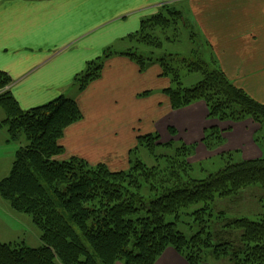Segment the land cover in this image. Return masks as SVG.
<instances>
[{
  "label": "trees",
  "instance_id": "trees-1",
  "mask_svg": "<svg viewBox=\"0 0 264 264\" xmlns=\"http://www.w3.org/2000/svg\"><path fill=\"white\" fill-rule=\"evenodd\" d=\"M179 22L189 27L181 11L165 3L160 12L142 20L139 29L123 40L134 44L146 41L159 48L160 39H153L144 28L156 26L165 32L170 26L179 27ZM168 39L178 41V37ZM121 54L133 59L141 72L156 62L161 66L162 75L171 78L172 85L163 92L172 109L203 100L209 118L230 122L251 118L264 129V104L235 86L213 57L209 62L196 53L188 61L171 53L145 58L130 48ZM111 55L110 48H105L75 75L79 90L99 77L104 59ZM174 60L188 72L199 73L201 79L183 87L172 65ZM10 82L11 77L0 71V109L4 112L0 125L6 127L8 141L24 138L26 144L16 151L9 174L0 180V196L13 210L31 216L42 244L31 247L23 242H0V264H154L169 247L188 264H264V201L256 220L229 218L224 211L214 213L210 206L215 198L236 197L252 185L264 190V156L234 162L228 152L221 155L225 162L222 168L204 178H194L192 164L186 160L192 146L178 140L157 144L159 136L148 133L137 137L138 145L156 161L170 157L169 172L163 169L166 174L158 181L160 160L149 167L136 159L128 170L110 171L104 164L90 165L75 156L59 159L63 148L58 140L64 129L82 115L77 103L59 95L24 110L11 91L4 89ZM168 131L176 135L173 127ZM204 135L209 150L222 143L216 127L207 128ZM161 146L168 152L157 154L156 148ZM144 184L145 195L141 192ZM199 203L204 205L189 213L198 229L187 237L175 227L181 213ZM170 216L173 219L169 221Z\"/></svg>",
  "mask_w": 264,
  "mask_h": 264
},
{
  "label": "crops",
  "instance_id": "crops-1",
  "mask_svg": "<svg viewBox=\"0 0 264 264\" xmlns=\"http://www.w3.org/2000/svg\"><path fill=\"white\" fill-rule=\"evenodd\" d=\"M185 1L0 0V71L11 77L9 90L19 106L25 110L65 95L74 99L82 112L83 118L65 128L58 140L63 148L59 159L77 156L91 165L104 164L109 169L113 168L110 169L112 171L129 168L130 151L135 147L128 145L130 127L141 116L116 122L98 114L100 110L93 102H157L154 99L145 100L154 91L144 89V82L134 83L148 72L139 71L127 57L113 56L105 61L100 77L89 82L83 90L74 84V77L85 69L88 61L99 57L105 47L123 43V38L137 31L141 20L154 13L162 2L188 5L186 8L189 7L194 14L207 12L208 17L218 9L211 5L216 0H188V4ZM259 19L261 21L252 18L203 19L199 23L206 37L204 43L211 48V57L227 78L251 98L264 104V17ZM154 69L155 77H163L157 68ZM124 87L127 88V98H121L120 92H117V88ZM168 87L169 83L159 90ZM145 92L150 93L143 95ZM164 95L166 97L161 101L165 105L160 118L165 116L164 120H168V125L177 131L178 140L182 143H198L199 146L204 129L210 126H219L221 131L224 130L226 143L213 151L201 146L198 152L201 156L203 151L207 154L206 159L220 157L222 151H234L235 155L239 153L243 160L264 156L259 142V126L249 131L245 128L247 122L218 123L208 120L203 102L172 110L167 95ZM147 111V108L142 109L140 115ZM3 119L4 112L0 109V122ZM148 127L140 134L155 133L153 126ZM14 142L8 141L0 125V180L9 174L18 148L26 144L21 141L22 145L18 147L12 144ZM88 156L102 158L90 163ZM1 199L0 196V240L8 241L0 242L26 244L24 240L11 241L12 236H19L12 235L7 222L17 226L11 215L18 216L21 222L23 216ZM154 264L188 263L175 250L167 248Z\"/></svg>",
  "mask_w": 264,
  "mask_h": 264
},
{
  "label": "rangeland",
  "instance_id": "rangeland-1",
  "mask_svg": "<svg viewBox=\"0 0 264 264\" xmlns=\"http://www.w3.org/2000/svg\"><path fill=\"white\" fill-rule=\"evenodd\" d=\"M185 2L188 4V0H186ZM165 3L172 4V5H174V7L176 9L180 10L181 13L183 14V16L185 17V20L188 23L189 27H184L183 24L181 22H179L178 23L180 25L179 27L170 26L165 32H163L164 30L161 31V30L155 29L156 26L153 27V29H151V27L147 24L148 27H145L144 30H146L147 34H149V36H151L153 39H157V38L160 39L162 44L159 48H157V46H155V45L146 44L145 43L146 41H141V42H138L137 44H134L133 41H130L128 43L126 40H123V43H121V42L113 43V44L105 47V48H110V50L113 52V55L108 56L107 58L104 59L102 67H104L105 61L107 59L113 57V56L114 57H119V56L127 57V59H129L128 56H124L123 54H121V52L125 51L127 48H130L131 50L134 49L137 54H139V55L142 54L145 58L151 56V54L153 57H157L163 53H166V54L171 53L172 55H175V56L178 55L179 57L177 59H180V58L193 59L194 56L197 55L202 60L209 62V60L212 58L211 57L212 56L211 55V48L209 47L210 48L209 49L208 46H206V43H204L206 41V37L204 36V31L202 30L199 22H202L203 19H205V20L209 19L212 21L213 19L228 20V19H244V18H252V19H256L258 21H261L259 18L264 17V0H216L214 2H211V5H214V7L218 8V9L214 12V15L211 17H208L207 12L205 14H202L201 12L194 14L193 11H191V9L189 7L186 8V6H188V5H186V6L181 5L180 3H177V2H162V3L158 4L159 6L157 7V10L154 13L146 15L142 20L150 18L151 15L160 12L161 5H163ZM140 24H141V22H140ZM139 27H140V25H139ZM189 30H191L192 33L194 34L192 37H190V31ZM168 37H172V38L178 37V41L170 42ZM147 39H148V37H147ZM131 40H133V39H131ZM105 48L103 49V51L105 50ZM193 53H196V55H194ZM192 54L194 56H192ZM142 55H140V56H142ZM188 59H187V61H188ZM129 60L131 63L133 62L132 64L136 68L139 69V66L137 65V63L133 59H129ZM177 61H175V60L172 61V65L174 66V68H176L178 70L180 80H181L183 87H190V86L196 84L201 79V75L199 73L188 72V70L184 66H182L180 63H178ZM123 66L124 65H121L120 67H123ZM154 68H157L158 71H160L161 75H162V68L156 62V63L150 65L146 69V71L144 70L145 72H148V73H144V75L141 78L135 80L134 83H135V85H137L138 82H144L145 83L144 89H152L154 91V93L149 98H147L145 100H150V99L157 100V102H155L156 104L154 102H150V101H146V102H93V103L96 104L100 110L98 112V114L103 115V116L106 115L107 118L115 120L116 122H121L122 120H129L131 118H138L141 116V118L136 120L134 122V125H132L130 127V140H129L128 145H130L131 147L135 145V147L131 149V152L133 151L131 153V162L134 163L136 161V159H140L145 164H147L149 167H151V166L156 165V162L158 163V161L160 160L161 166H159V167H160L161 173H159L158 177L156 178V180L158 181V180H160L162 174H166V172H162L163 169H167V172H169V169H170L169 158L170 157H166V156L159 157V158H157L158 160L156 161V159H154L151 156V154L149 153V151L146 150L145 147L138 145L137 137L140 135H143L140 133H144L146 131V129L149 128L148 126H153V128L155 129L154 132L159 136L158 137L159 139L156 140L157 144L162 145V144H165L166 142H168L170 140L177 141L178 137H177V131H176V135H174V136H172L169 133L168 128L171 126L168 125V123H169L168 120H164L165 116H162L160 118V116L162 115L161 112H162L163 107L165 105L164 101L162 102L161 100H164V96H165L164 94L165 93L163 92V90L161 91L159 89L161 87L166 86V84H168V83H169V86H171L172 85L171 78L169 76H165V75H162L163 77H155V75H154L155 69ZM99 77H100V75H99ZM10 83L4 89L9 90ZM127 87L129 88V84L127 85ZM173 87H175V85H173ZM1 91H2V89H0V92ZM126 91H127L126 87H124L122 89L117 88V92H120L121 98H127ZM197 102H203L206 106V103L203 100H199ZM194 103H196V102H194ZM194 103H192V104H194ZM146 108L148 109V111L145 112L144 114L140 115V111L142 109H146ZM179 109H181V108H179ZM179 109H172V110H179ZM206 110L208 112L207 106H206ZM81 114H82V112H81ZM82 118H83V115H81L79 120H81ZM151 119H153L154 121L152 122ZM207 119L208 120H210V119L216 120V122H218V123L224 122V121H220V120L215 119V118H209L208 116H207ZM79 120H77V121H79ZM74 122H76V121H74ZM239 122H244V123L247 122V125L245 128H246V130L249 128V131L255 129L257 126L260 127V124L256 121H253L251 118H247V119H245L243 121H239ZM239 122H232V123H239ZM73 123H71V124H73ZM156 125H157V128H156ZM1 127L3 128L4 132L8 136L6 127L5 126H1ZM210 127H213V126H210ZM217 127L220 130V127L219 126H217ZM206 129H204V132ZM259 130H260V132L258 134L259 135V142H261V144L263 146V150H264V129L259 128ZM223 132H224V130L221 131L222 143L220 144V146H222L223 144L226 143V141L224 140V137H223ZM255 135H256V132H255ZM204 137H205V135H203V139L199 141V146H197L198 143H193V144L190 143L189 144L190 146L193 147V152L191 155H189L187 157L186 160L189 164H192V171L191 170L190 171H191L192 177H194V178H204L208 174L218 171L225 164L224 156L221 157V155H226L229 152V151H222L220 154V157L217 156V157L206 159L207 154L205 151H203L202 156L198 153L199 150L202 149L201 146H204L207 151H213L214 149L209 150L206 148V145L203 142ZM74 139L75 138H73L72 140H74ZM21 141L24 143L26 142V140L24 138L23 139L21 138L18 142L16 141V143L14 142L12 144H17V146L19 147L20 145H22ZM178 141H180V140H178ZM257 142H258V140H257ZM106 145H107V143L105 144V147H106ZM71 146H72V144L70 142V147ZM220 146H218V147H220ZM156 149H157V151H156L157 154H160V153L164 154V152H168V150L165 148V146L157 147ZM216 152H218V151H216ZM216 152H213V153H216ZM230 152L233 154L234 162L240 161L241 157H240L239 153L235 155L233 153L234 151H230ZM213 153H212V155H214ZM60 156H58V157H60ZM75 157H77V156H75ZM99 157L98 158H92L91 156H88L89 162L90 163H96L102 158V157H100V158ZM78 158H80V157H78ZM61 159H62V157H61ZM241 160H243V159H241ZM96 164H98V163H96ZM96 164H92V165H96ZM99 164H101V163H99ZM175 168L177 170H180L179 165H176ZM110 169H113V168H110ZM128 169L129 168H127L126 170H128ZM110 171H112V170H110ZM164 176H166V175H164ZM141 192L144 195L147 193V186L145 184L143 185ZM263 197H264V190L260 187V185H252V186H249V187H246L245 189H243L236 197H229L226 199L215 198V200L210 203V206H211L212 211L214 213L224 211L225 216L229 217V218L247 217L251 220H256V219H258L259 214L262 213V203L264 201ZM1 200H3V199H1ZM1 202H4V204H6L7 201L3 200ZM203 205H204L203 203H199V204H195V205L189 207L188 209H185L184 212L181 213V216L177 222V225L175 227L176 230L183 232L187 237H189L193 233H195L198 229L197 223H196V221H193L194 216L190 215L189 213L191 211H194V210L202 207ZM18 213L21 214V216H23L22 222L18 218V216H16V215H11V217H12V220L16 222L17 226L7 222V226L12 229V235L15 233L19 236V237L12 236V238H10L11 241L24 240L26 242V244H28L29 246H32V247L39 245L41 242L40 235H39L40 232L37 229V227L33 224L31 216L28 214H25V213H20V212H18ZM171 219H173L172 216L168 217L169 221ZM8 234H9V232H8ZM0 241H8V240H0ZM165 250H167V249H165ZM202 264H210V262H205ZM215 264H219V263H215Z\"/></svg>",
  "mask_w": 264,
  "mask_h": 264
}]
</instances>
